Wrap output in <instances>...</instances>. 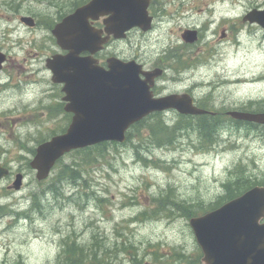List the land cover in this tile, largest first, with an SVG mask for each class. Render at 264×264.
Here are the masks:
<instances>
[{
	"label": "rangeland",
	"instance_id": "obj_1",
	"mask_svg": "<svg viewBox=\"0 0 264 264\" xmlns=\"http://www.w3.org/2000/svg\"><path fill=\"white\" fill-rule=\"evenodd\" d=\"M13 1L14 6L22 2ZM82 1L30 0L21 13L47 23V19L56 21L58 12H73L72 4ZM250 1L256 0H216L210 9L242 13ZM205 5L197 2L194 11ZM23 34L46 37V47L54 48L49 32L38 29ZM243 37L248 44L225 48L220 61L191 71L185 83L197 98L210 96L215 107L226 110L264 107V35ZM31 59L36 65L42 62V58ZM15 72L22 75H15L14 85L32 86L23 103L20 89L0 92V160L13 170H23L25 179L20 191L7 189L15 176L0 182V207H5L0 210V264H67L63 242L69 237L88 251L97 245L95 264H133L131 256L141 264H190L182 258L187 255L198 261V245L185 212L201 215L235 177L241 182L252 176L264 181V129L239 134L230 126L220 127L217 148L222 153L214 158L204 155L211 148L196 124L193 130L179 132L168 146L146 141L142 135L148 131L134 129L132 139L124 144L72 151L40 182L23 158L64 133L71 118L65 111L49 109L62 102L49 72L44 96L40 95L42 85L29 83L42 80V74L28 80V72ZM164 118L172 126L178 114L169 112ZM237 142L239 149L234 147ZM71 170L77 175L75 182L64 176ZM34 197L41 203L37 210L32 209ZM18 212H26L27 217L18 218ZM141 213H147L146 219L138 220Z\"/></svg>",
	"mask_w": 264,
	"mask_h": 264
},
{
	"label": "water",
	"instance_id": "obj_2",
	"mask_svg": "<svg viewBox=\"0 0 264 264\" xmlns=\"http://www.w3.org/2000/svg\"><path fill=\"white\" fill-rule=\"evenodd\" d=\"M148 6L149 0H91L56 26L53 34L57 43L69 53L55 55L47 66L53 82L63 85L66 112L73 116L66 133L38 147L31 166L39 180L46 179L56 162L73 150L104 142L124 143L128 130L153 113L174 108L182 115L208 114L195 107L187 94L155 99L150 89L160 70L146 73L135 61L118 59L110 61L109 71L98 66L93 55L104 48L108 39L90 20L109 15V32L119 39L134 27L149 28L144 26L150 19ZM82 53L89 55L83 57ZM142 74L148 81L141 79ZM228 114L264 125V113ZM8 174L0 164V180ZM21 185L22 176L18 175L14 188L19 190ZM259 197H264L263 188H255L216 211L191 219L197 242L206 252V264H264V226L258 225L264 215V201L256 204Z\"/></svg>",
	"mask_w": 264,
	"mask_h": 264
},
{
	"label": "flooded vegetation",
	"instance_id": "obj_3",
	"mask_svg": "<svg viewBox=\"0 0 264 264\" xmlns=\"http://www.w3.org/2000/svg\"><path fill=\"white\" fill-rule=\"evenodd\" d=\"M29 1L22 0L17 6H14L13 0L11 2L10 0L0 2V92L8 88L20 89V103L25 101V94L32 85L25 88H22L21 85H14L15 75H22L15 71L28 72V80L33 76L38 77L42 74V80L35 79L32 82L29 81V83L37 86L42 85L40 95L44 96L45 88H43V85L46 84V73L48 72L47 60L56 54H67L66 51L57 45L56 40L52 36V31L70 13L58 12L59 17L56 21L53 19H47V23L42 19L38 21L29 14L21 13L22 8L24 9ZM207 1L209 4L206 3ZM215 1L149 0L148 15L150 19L144 23V26L149 28L143 30L142 26L134 27L120 39H117L114 34L109 32L111 29L110 22H108L110 16L106 15V26L104 25V19L92 23L99 30L106 29V33L103 35L108 39L104 50L97 53L94 57L98 60L99 65L106 70H109L110 60L114 58L124 62L136 61L147 73L160 70L161 73L154 79L151 88L153 96L157 99L171 95L188 94L194 97L196 106L207 111H264L262 106L229 108L227 110L217 108L211 102L210 96L197 98L194 90L185 83L191 71L200 68L203 64L220 61V57L223 56V49H237L241 44H248V39L243 37L244 34L249 38L257 32L264 35V0L250 1L247 11L242 13L236 10L216 11L215 7L210 9L211 4L215 3ZM197 2H204L206 4L205 8L194 11ZM77 7L78 3L75 2L69 10L74 12ZM204 10H207V12ZM27 17L34 19V27H30L25 21ZM38 29L50 33L48 36L53 40V42H50L51 46H54L53 49L52 47H46V37L45 39H37L34 36L29 37L23 34L26 31ZM83 55H88V53ZM236 55L237 52L234 56ZM32 56L38 61L42 58L41 64L36 65L35 59H31ZM42 64H44V68H42ZM5 75L9 79L3 81ZM142 79L145 80L146 76L142 75ZM55 88H58L57 95L60 94L62 100L64 96L62 86L57 85ZM63 104L65 103L62 101L59 105L50 106V110L64 111L65 105ZM42 110H46V106ZM166 111L176 110L170 109ZM226 113L220 112V116H217L226 121L228 116L222 115ZM231 126L239 134L245 131L253 134L255 130L262 131L264 129V126L239 124L237 122L232 123ZM262 138L264 139V134ZM204 142L208 144L207 147L211 148L210 151L204 152V155L218 158L222 152L217 148V141ZM234 147L235 149L240 148L238 142L235 143ZM35 155L36 149L35 151L30 150L28 155L24 156L23 160L27 162L29 167ZM2 165L10 170V178L18 173H22L25 176L24 171L20 170V168L13 170L10 163L2 162ZM252 178L254 176L249 177L247 182H236L233 187L224 186L223 193L205 206L206 213L215 211L225 204L243 197L254 188H264V181H260V177H255L257 178L255 180ZM263 201L264 197H259L256 204H262ZM258 224L264 226V215L260 218ZM196 254L199 264H206V252L203 247L198 246Z\"/></svg>",
	"mask_w": 264,
	"mask_h": 264
},
{
	"label": "trees",
	"instance_id": "obj_4",
	"mask_svg": "<svg viewBox=\"0 0 264 264\" xmlns=\"http://www.w3.org/2000/svg\"><path fill=\"white\" fill-rule=\"evenodd\" d=\"M83 2L84 1L79 2V4H82ZM195 120L196 119L194 117L181 116L180 119H178V121L171 126L160 114H154L136 124L132 128V131L134 129H137L139 132L141 130H147L148 134L142 135V138L147 139L146 141L149 142L155 141L158 146H168L175 142L179 132L193 130L196 124L199 127L197 130H200L201 134L204 133L208 139H210V133L214 130V128L216 129L220 124H222V122L218 121L216 118L206 119L202 117L201 119H197L198 121L196 122ZM132 131L128 134L129 141L132 139ZM108 144L110 145V143H104L96 146V148L105 145L107 146ZM112 145L116 144L113 143ZM91 149L92 148H89L87 150ZM64 176H67V179L72 181L77 178L76 173L72 170L65 173ZM185 214L188 217L196 215L194 211L185 212ZM64 245V260L67 261V264H95V262L99 261L97 252L93 251V249L96 250V244L92 245L90 251L76 242H71L69 239L65 240Z\"/></svg>",
	"mask_w": 264,
	"mask_h": 264
},
{
	"label": "bare ground",
	"instance_id": "obj_5",
	"mask_svg": "<svg viewBox=\"0 0 264 264\" xmlns=\"http://www.w3.org/2000/svg\"><path fill=\"white\" fill-rule=\"evenodd\" d=\"M23 103V102H22Z\"/></svg>",
	"mask_w": 264,
	"mask_h": 264
}]
</instances>
